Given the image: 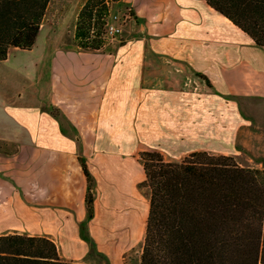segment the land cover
I'll return each instance as SVG.
<instances>
[{
    "label": "crops",
    "instance_id": "obj_1",
    "mask_svg": "<svg viewBox=\"0 0 264 264\" xmlns=\"http://www.w3.org/2000/svg\"><path fill=\"white\" fill-rule=\"evenodd\" d=\"M85 2L50 0L32 48L0 60V205L28 203L34 228L0 234L48 236L65 259L114 264L101 242L145 237L141 152L234 156L231 140L264 123V46L206 0H122L109 10H130L119 39L81 49ZM189 77L203 80L199 91Z\"/></svg>",
    "mask_w": 264,
    "mask_h": 264
},
{
    "label": "trees",
    "instance_id": "obj_2",
    "mask_svg": "<svg viewBox=\"0 0 264 264\" xmlns=\"http://www.w3.org/2000/svg\"><path fill=\"white\" fill-rule=\"evenodd\" d=\"M86 0L75 26L81 49H101L112 2ZM50 0H0V60L11 47L34 45ZM264 46V0H206ZM149 188L141 264H264V168L241 166L231 155L193 151L168 161L157 150L140 153ZM88 181L87 216L94 215V186ZM0 264H84L60 255L48 236L0 234Z\"/></svg>",
    "mask_w": 264,
    "mask_h": 264
},
{
    "label": "rangeland",
    "instance_id": "obj_3",
    "mask_svg": "<svg viewBox=\"0 0 264 264\" xmlns=\"http://www.w3.org/2000/svg\"><path fill=\"white\" fill-rule=\"evenodd\" d=\"M117 5V4H115ZM114 13L123 14L129 13L130 10L127 7L115 6L113 8ZM117 35L115 38H104V44L116 42L119 39ZM71 41V40H70ZM102 47V48H103ZM14 59V58H13ZM200 76H202L200 74ZM203 77V76H202ZM23 88L26 91H30V83L23 81ZM250 103L251 101H246ZM215 127H219V124L215 122ZM253 130H249L243 137H239L234 143L231 140V147L226 149L231 150L234 147L237 151L233 156L236 161L244 167L251 168H264V123L258 126H252ZM217 131V129H216ZM219 139V138H216ZM211 147L221 148V144L217 142L213 143ZM220 154V153H217ZM229 155V154H225ZM186 155H184L185 157ZM183 157V158H184ZM146 189V188H145ZM31 209L29 204L25 202L6 201L3 205H0V231H19L28 232L33 231L30 221ZM144 235L137 237L136 240L127 242L119 241H103L99 242L104 245L105 250L108 251L114 264H141V254L143 249ZM103 257V256H101ZM68 260V259H67ZM105 262V261H103Z\"/></svg>",
    "mask_w": 264,
    "mask_h": 264
},
{
    "label": "built area",
    "instance_id": "obj_4",
    "mask_svg": "<svg viewBox=\"0 0 264 264\" xmlns=\"http://www.w3.org/2000/svg\"><path fill=\"white\" fill-rule=\"evenodd\" d=\"M129 13H112L109 11L106 16V23L104 27L103 38H115L117 35H120L123 31V26L128 19ZM201 78L189 77L186 82V87H192L194 91L200 90V83L203 80H199Z\"/></svg>",
    "mask_w": 264,
    "mask_h": 264
}]
</instances>
